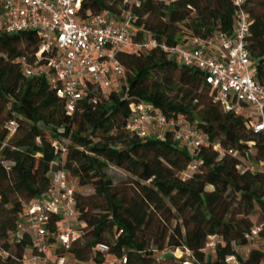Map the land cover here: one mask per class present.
<instances>
[{
    "label": "trees",
    "instance_id": "obj_1",
    "mask_svg": "<svg viewBox=\"0 0 264 264\" xmlns=\"http://www.w3.org/2000/svg\"><path fill=\"white\" fill-rule=\"evenodd\" d=\"M245 8L251 19L247 48L256 79L264 84V0H245ZM236 10L232 0H83L77 14L86 20L111 13L120 22L131 11L135 41L155 37L184 46L191 38L232 33ZM40 44L36 31H3L0 3V264H26L32 235L22 224L23 203L48 192L59 157L52 141L63 136L70 137L67 173L76 187L94 191L76 192L82 237L68 250L57 249V255L93 263L102 254L98 246L106 244L107 256H125L126 264L264 262V171L250 169L264 160V135L250 129L244 116L224 110L197 68L181 65L157 47L124 50L118 59L127 86L119 93L90 86L71 114L45 77L22 70L21 59L34 63ZM139 101L168 120L188 121L211 145L190 150L176 141L174 129L148 138L131 133L130 105ZM11 120L18 124L12 136L6 129ZM215 142L221 151L213 148ZM1 160L14 165L7 169ZM193 161L200 162L199 169L184 176ZM110 166L130 177L115 181ZM254 214L258 224L251 219ZM60 222L52 215L47 224L51 241ZM257 226H262L259 242L247 251L246 234ZM213 235L220 240L207 249ZM177 250L188 251L189 258H163ZM230 256L235 263L226 261Z\"/></svg>",
    "mask_w": 264,
    "mask_h": 264
},
{
    "label": "built area",
    "instance_id": "obj_2",
    "mask_svg": "<svg viewBox=\"0 0 264 264\" xmlns=\"http://www.w3.org/2000/svg\"><path fill=\"white\" fill-rule=\"evenodd\" d=\"M82 1L0 0L3 31H36L41 40L34 63L26 58L21 59L23 72L27 76L45 77L56 88L58 96L64 99L69 113L75 112L79 102L87 96L90 86L116 93L127 86L126 69L118 59L120 52L128 49L140 53L157 47L181 65L197 68L223 109L244 116L250 129L264 135V84L256 79V68L247 48L251 19L245 8V0H232L237 6L232 33L219 32L208 39L191 38L184 46L169 45L155 37L135 41L132 35L134 15L131 11L120 22H116L111 13H98L81 20L77 13ZM130 107L132 115L127 129L131 133L148 138L158 132L161 136L166 129H174L176 141L190 150L211 145L205 134L188 121L168 120L150 103L132 102ZM6 129L11 136L14 135L18 129L17 122H7ZM69 143L70 137L67 136L52 141L59 157L53 165L51 186L46 194L23 203L22 224L32 235L30 247L35 255L28 260L33 264H98L69 262L67 254L57 255L53 260L48 254L51 245L56 250H68L73 242L82 237L80 225L78 228L74 226L78 220L77 187L65 169ZM212 146L222 150L218 142ZM228 153L237 155L233 149H229ZM1 163L7 169L14 165V161L10 160H1ZM199 167L200 162L193 161L184 176L188 177ZM256 168L264 171V160L259 167H250L252 171ZM52 215L61 217L55 241L50 240L51 233L47 227ZM261 231L262 226H257L246 234L247 251L259 242ZM219 240L217 235L210 236L206 248L214 249ZM260 247L264 250V241L260 242ZM98 249L101 255H107L109 251L106 244H100ZM237 250L241 251V248L237 247ZM226 261L235 263L236 258L230 256ZM126 263L127 258L123 256L102 264Z\"/></svg>",
    "mask_w": 264,
    "mask_h": 264
},
{
    "label": "rangeland",
    "instance_id": "obj_3",
    "mask_svg": "<svg viewBox=\"0 0 264 264\" xmlns=\"http://www.w3.org/2000/svg\"><path fill=\"white\" fill-rule=\"evenodd\" d=\"M180 27L184 30H186L185 28V25L184 24H180ZM251 151L253 154L256 153V149L254 147L251 148ZM109 174L114 178L115 181H120V180H125V179H128L130 177V175L123 169H120V168H117L115 166H110L109 168ZM77 191L81 194H84V195H89V194H92L94 189L91 187V186H85V187H80V186H77ZM251 219L253 220V222L255 224H258V219H259V216L258 214H254ZM75 228H78L79 227V224L76 223L74 224ZM32 248L30 247L29 249H27V253H29V251H31ZM182 252V255L181 256H177V252L178 250L175 252L176 254V257L177 258H180V257H186V258H189V252L188 251H183V250H180ZM243 254L245 255L246 254V251L243 252ZM161 264H180L179 261H166V262H162ZM183 264H192L191 262L189 261H186L185 263Z\"/></svg>",
    "mask_w": 264,
    "mask_h": 264
},
{
    "label": "crops",
    "instance_id": "obj_4",
    "mask_svg": "<svg viewBox=\"0 0 264 264\" xmlns=\"http://www.w3.org/2000/svg\"><path fill=\"white\" fill-rule=\"evenodd\" d=\"M48 254H49V256H50L53 260L56 259V257H57V254H56V248H55L53 245H51V246L49 247V249H48ZM34 255H35V251H34V250H31V251H29V253H27V261H26V264H33V262H32L31 260H28V258L30 259V258L33 257ZM66 257H67V260H68L69 262H76L75 259H74L71 255H68V254H67ZM111 259H112V257H110V256H107V255H101V256L95 258L94 262H95V263H98V264H102L104 261H108V260H111Z\"/></svg>",
    "mask_w": 264,
    "mask_h": 264
},
{
    "label": "water",
    "instance_id": "obj_5",
    "mask_svg": "<svg viewBox=\"0 0 264 264\" xmlns=\"http://www.w3.org/2000/svg\"><path fill=\"white\" fill-rule=\"evenodd\" d=\"M167 257H176L175 252H166L163 254V258H167Z\"/></svg>",
    "mask_w": 264,
    "mask_h": 264
},
{
    "label": "bare ground",
    "instance_id": "obj_6",
    "mask_svg": "<svg viewBox=\"0 0 264 264\" xmlns=\"http://www.w3.org/2000/svg\"><path fill=\"white\" fill-rule=\"evenodd\" d=\"M182 255V252L179 250L178 252H177V256H181Z\"/></svg>",
    "mask_w": 264,
    "mask_h": 264
}]
</instances>
